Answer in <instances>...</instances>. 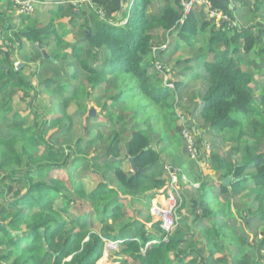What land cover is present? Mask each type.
Returning <instances> with one entry per match:
<instances>
[{"label":"crops","instance_id":"obj_1","mask_svg":"<svg viewBox=\"0 0 264 264\" xmlns=\"http://www.w3.org/2000/svg\"><path fill=\"white\" fill-rule=\"evenodd\" d=\"M32 1L33 11L24 14L0 0V238L14 240L18 252L26 248L32 242L25 223L43 213L48 222L42 231L51 233L62 223L61 234L80 229L104 243L122 240L116 250L104 244L97 261L120 264L127 241L145 248L159 243L151 206L164 202L170 166L177 173L179 207L175 248L165 264H264V247L258 246L264 236L263 184L250 177V168L237 171L251 164V152L264 153V131L247 121L217 131L201 118L210 87L205 61L214 58L207 44L217 29L206 7L195 5L184 21L189 29L181 32L180 0ZM140 1L149 19L167 11L179 15L143 57L154 82L171 85L172 114L163 103L145 101L134 86L115 101L133 84L111 71L109 49L98 37L103 26L125 25ZM210 2L236 24V33L248 29L257 38L249 52L241 37L224 48L252 69V105L260 114L264 0ZM179 117L194 132L198 163L185 149ZM135 132L146 136L155 156L149 165L142 160L143 167L129 152Z\"/></svg>","mask_w":264,"mask_h":264},{"label":"trees","instance_id":"obj_2","mask_svg":"<svg viewBox=\"0 0 264 264\" xmlns=\"http://www.w3.org/2000/svg\"><path fill=\"white\" fill-rule=\"evenodd\" d=\"M143 7L144 3L141 1L136 3L125 25L110 29L103 26V32L98 37L101 39L100 43H106L109 49L108 64L111 71L117 77L129 79L133 84L129 82L120 90L115 101L125 97L126 92L134 86L145 101L163 103L165 109L172 114L168 87L159 86L160 78L154 82L152 74L148 73V66L143 63V57L152 49L155 40L160 42L164 39V34L174 27L179 15L174 11H167L162 16L149 19L145 16ZM189 24L184 22L180 27L181 32L187 31ZM239 37L244 39L246 52L257 43V38L248 29L236 33V24L227 32L216 29L208 39L206 52L208 55L213 53L214 58L205 61L210 87L203 96L204 108L201 118L207 128L217 131L233 130L244 124V121L252 122L250 124L252 127L259 126L264 131V109L259 114L252 105L255 98L254 73L252 69H244L230 56L228 49L224 48L231 42H237ZM238 47L239 44H235L233 49ZM261 98L264 104V94ZM236 114L240 115L239 121L235 117ZM147 142L142 132H135L129 142L130 155L135 156V164L138 167L145 166L141 163L142 160H145L147 165L154 162V153L146 148ZM0 145H3L1 141ZM251 156V164L240 166L237 171L242 172L250 168L254 172L250 177L259 184L262 183L264 189V153L251 152ZM43 218L45 215L41 213L32 221L25 223L32 243L19 252L16 251L14 240L0 238V264H97L104 246V241L99 235L89 234L80 229L61 234L62 223L51 233L45 228L42 231L41 228L48 222V217L45 220H42ZM1 230H4L2 224L0 232ZM86 235L88 239L84 241ZM143 246L144 244H139L137 240L127 241L121 249L123 258L120 264H165L169 261V253L175 248L172 239L169 243L150 244L141 253L140 249ZM258 246L264 247V236Z\"/></svg>","mask_w":264,"mask_h":264},{"label":"built area","instance_id":"obj_3","mask_svg":"<svg viewBox=\"0 0 264 264\" xmlns=\"http://www.w3.org/2000/svg\"><path fill=\"white\" fill-rule=\"evenodd\" d=\"M13 7L19 13L29 14L33 11L34 5L32 0H9ZM195 5H201L206 7L207 14L209 19L213 20L217 29L227 32L230 29L235 27V23L231 21L229 16L218 11L215 8H212L210 0H180L181 15L179 22H184L189 16L192 8ZM158 69L162 70V66H157ZM171 85H168V87ZM181 120V130L180 135L184 141L185 149L191 160L199 162L201 156V150L198 148L193 130L185 123L183 117H179ZM208 147V146H206ZM207 149V148H206ZM207 151V150H206ZM166 172L170 176L171 180L165 186L164 189V202L157 203L154 202L151 206V212L158 220V225L160 229L161 237L158 242L169 243L173 232L177 226V209L179 207V200L177 198L176 192H174V182L177 175L174 172L175 168L166 166ZM176 174V175H175ZM196 185V184H195ZM122 243V240H106L105 245L107 248L116 250L119 247V244ZM145 247L140 249V252L143 253Z\"/></svg>","mask_w":264,"mask_h":264},{"label":"rangeland","instance_id":"obj_4","mask_svg":"<svg viewBox=\"0 0 264 264\" xmlns=\"http://www.w3.org/2000/svg\"><path fill=\"white\" fill-rule=\"evenodd\" d=\"M156 65L157 66H160L161 64L159 63V62H156L155 63V67H156ZM157 71H159V72H162L163 73V71L161 70V69H157ZM167 82V81H166ZM253 82H254V80H253ZM165 83V82H164ZM263 91V89H261V91H260V93ZM238 116H240L239 114H236L235 115V117L238 119V121L240 120L239 119V117ZM206 146H208V147H206ZM204 148H205V150H209V145L208 144H204ZM207 148V149H206Z\"/></svg>","mask_w":264,"mask_h":264},{"label":"water","instance_id":"obj_5","mask_svg":"<svg viewBox=\"0 0 264 264\" xmlns=\"http://www.w3.org/2000/svg\"><path fill=\"white\" fill-rule=\"evenodd\" d=\"M130 162H132V159H130ZM134 168V167H133ZM226 179H228L227 177H225L224 179H223V182L225 183L226 182Z\"/></svg>","mask_w":264,"mask_h":264}]
</instances>
